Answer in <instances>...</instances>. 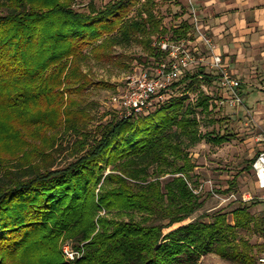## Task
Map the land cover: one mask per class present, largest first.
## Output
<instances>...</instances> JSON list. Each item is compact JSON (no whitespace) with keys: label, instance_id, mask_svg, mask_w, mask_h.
I'll return each instance as SVG.
<instances>
[{"label":"trees","instance_id":"trees-1","mask_svg":"<svg viewBox=\"0 0 264 264\" xmlns=\"http://www.w3.org/2000/svg\"><path fill=\"white\" fill-rule=\"evenodd\" d=\"M100 1L81 9L77 0H0V264H198L210 254L256 264L264 242L252 238H264V213H252L255 198L192 218L204 201L187 181L196 167L189 148L201 140L197 109L212 112L201 86L220 87L217 73L186 70L171 86L178 96L155 111L88 131L85 92L113 85L95 81L84 63H114L121 41L160 62L169 54L155 37L178 43L194 33L190 14L176 13L179 22L165 28L155 0L137 10V0ZM225 107L207 137L216 145L236 137L239 120ZM61 133L75 141L72 159L56 166ZM66 242L82 252L74 263L62 254Z\"/></svg>","mask_w":264,"mask_h":264},{"label":"rangeland","instance_id":"rangeland-1","mask_svg":"<svg viewBox=\"0 0 264 264\" xmlns=\"http://www.w3.org/2000/svg\"><path fill=\"white\" fill-rule=\"evenodd\" d=\"M134 10H137L145 0H137ZM90 2L102 4L100 0H77L76 7L85 8ZM157 3L156 11L163 18L162 24L165 28H172L175 25L174 18V0H155ZM134 14V13H132ZM191 46V45H190ZM189 46L185 45V49L189 51ZM201 53H194L193 47L191 53L195 55L196 63L193 64L189 70H195L197 67L205 66L208 62L209 52L203 47H198ZM114 63H98L95 60H88L84 63V71L89 73L95 81H105L113 85L110 89H102L96 87H89L84 94V103L93 116V120L88 125V131L93 134L94 130L100 123L110 121L114 116H119L117 110L119 106L114 102L113 98H119L125 93L127 82L130 77H135L142 73V70H151L156 66L157 62L147 57L142 45L133 41H121L113 47ZM204 57V61H199ZM140 58L147 60L141 61ZM180 59V58H179ZM169 63L171 59L167 57L164 59ZM208 73H216L206 66L204 67ZM216 84V83H215ZM215 84H203L201 89L205 94L211 97L212 112L206 113L197 109V118L199 121V131L201 140L189 148L190 156L193 159L196 167L187 176L189 186L200 196L204 201V207L193 215V219L208 213L214 216L217 212H231L236 206V200L242 199L245 192H249L254 197L257 193V175L252 167L247 169L249 162L262 150L263 144L256 140L242 142L247 131H236V137L229 140L222 145H216L209 142L207 137L214 130H218L220 125L218 120L220 118L218 110L223 105L221 102L225 100V94L220 87ZM172 97L178 96L173 92ZM197 94H190L189 101L192 104L196 102ZM225 107L230 113L235 108ZM232 126V125H231ZM230 126V127H231ZM260 134V131L256 132ZM205 136V138H203ZM60 141L64 144V151L57 157L56 166L65 165L72 159L71 150L75 141V136L71 133H61ZM257 142V143H256ZM256 144H261L258 146ZM110 168L106 170L108 173ZM169 175L163 176L162 180L170 179ZM234 180L238 185L232 190L233 196L222 193L228 190L230 183ZM256 195V194H255ZM208 220V219H206ZM228 221L233 225V216H228ZM244 234H246L244 232ZM264 242V238H252V241ZM67 243V242H66ZM198 264H231L222 260L215 254L204 256L200 259Z\"/></svg>","mask_w":264,"mask_h":264},{"label":"crops","instance_id":"crops-1","mask_svg":"<svg viewBox=\"0 0 264 264\" xmlns=\"http://www.w3.org/2000/svg\"><path fill=\"white\" fill-rule=\"evenodd\" d=\"M189 2L202 31L213 40L224 68L240 82L243 106L235 108L233 114L239 120L237 132L247 131L241 141L258 142L256 132L264 129V0H174V15L186 18ZM178 22L175 20V25ZM189 42L202 47L194 34ZM254 197L258 205L252 213H264V190L257 187Z\"/></svg>","mask_w":264,"mask_h":264},{"label":"built area","instance_id":"built-area-1","mask_svg":"<svg viewBox=\"0 0 264 264\" xmlns=\"http://www.w3.org/2000/svg\"><path fill=\"white\" fill-rule=\"evenodd\" d=\"M189 5V14L194 25L193 34L197 37L199 44L209 52L208 62L205 66L218 74V84L225 94V100H222L221 103L233 108L243 106L239 80L224 68L222 57L215 52L213 40L202 31L198 15L191 2ZM153 45L161 51L168 52L171 61L169 63L164 60L157 62L151 70H142L139 75L129 78L125 93L119 98H113L119 106L117 114L120 117L129 118L144 115L161 107L173 96L172 84L196 63L195 55L191 53L192 47L194 53L200 51L199 45L192 46L189 40L175 43L168 35L155 37ZM185 45L191 47L189 51L185 49ZM199 61L203 62L204 57ZM258 142L264 146V129L258 136ZM253 168L257 175V187L264 190V149L256 158ZM254 198L249 192L242 196L243 201ZM62 254L68 263H74L82 256V252L73 249L69 243L63 245ZM256 264H264V253L257 258Z\"/></svg>","mask_w":264,"mask_h":264}]
</instances>
